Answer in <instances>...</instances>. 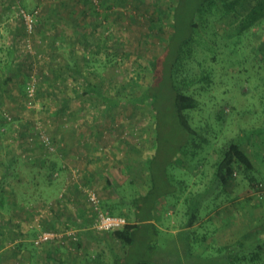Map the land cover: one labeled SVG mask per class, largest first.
<instances>
[{"label":"rangeland","instance_id":"obj_1","mask_svg":"<svg viewBox=\"0 0 264 264\" xmlns=\"http://www.w3.org/2000/svg\"><path fill=\"white\" fill-rule=\"evenodd\" d=\"M171 3V0H0V80L8 74L11 76L7 83L0 85V173L2 165L13 154L16 184H9L5 191L18 202L15 206L12 204V210H6L5 206L0 208V224H7L5 227L0 225V233L4 238H11V227L17 228L14 239L18 237L22 240L18 243L26 244L25 250L32 254V264H40V250L47 246L36 245L32 232L35 236L40 230L61 234L75 232L79 227L73 223L79 221L77 216L71 213L76 204L59 193L58 178L65 180L73 176V181L83 185L84 155L88 152L91 159L86 165L94 168L89 171L95 175L91 176V185L83 187L94 189L100 203L102 196L107 195L109 199L123 189L125 199L119 203L126 218L132 217L130 209L134 205L131 201L138 197V192L142 193L144 187L149 189L153 183L162 186L161 181L168 184L166 189L169 190L156 201L162 205L161 212L167 211L169 204L176 203L179 197L182 199L187 195L183 184L194 179L202 182L198 192L208 194L201 202L200 216L210 204L216 205L218 193L246 200L245 191L250 186L244 172H236L234 188L229 194L222 185L213 182L222 150L231 142L238 143L251 158L255 169L251 175L264 185V21L238 37L231 15L222 17L207 10L194 14L192 21L197 23L200 16L204 20L210 16L204 30V24L200 25L202 31L197 35L198 47L194 56L185 59L190 76L199 78V83L188 90L199 101L198 108L189 112L196 134L186 133L173 121L167 99L170 96L166 91L168 82L164 80L167 75L161 67L154 71L159 78L156 80L159 83L155 84L158 125L153 111L127 98L152 83L149 61L166 47L172 31ZM22 9H31L27 11L35 13L31 31L20 19ZM188 25L186 22L182 29ZM188 33V29L185 30V34ZM179 37L180 34L173 41ZM172 50L168 49L162 61L171 56ZM71 58L78 61L79 74L69 70ZM203 69L210 74L208 82L201 79ZM87 81L94 86L95 93H85ZM134 81L138 85L132 84ZM28 84L34 88L32 98L26 91ZM96 93L117 99L120 104L107 110L105 102ZM41 135L52 140L53 150L44 149ZM155 136L159 141L156 147ZM62 138L68 141L70 138L81 139L89 143V151L77 155L78 160L73 164L64 160L67 171L62 172L66 176L61 171L55 176L54 171L45 175L46 183L42 181L39 186L29 182L20 190L18 179L26 181L32 173L31 167L27 174L24 170L29 158L36 164V158L39 162L40 159L41 162L56 159ZM203 138L207 142L197 148L194 143L198 144ZM148 160V166H145ZM126 164L143 166L135 169L134 183L127 182ZM101 170L110 174L112 185L96 175ZM162 170L165 175L158 177ZM100 182L105 184L102 194L98 189ZM36 188L42 189L41 195ZM9 190L16 193H9ZM81 192L85 194L83 190ZM28 201L30 203L26 204ZM253 201L249 208L238 206L237 216L250 222L254 236L251 242L264 248V206L262 210L256 208L258 205ZM104 203L106 206L102 207L108 210ZM156 208L159 206L152 211L153 220ZM29 210L27 219L22 221V213ZM9 215L17 216L22 223H6ZM84 215L88 216L87 221H93L91 210ZM26 226L32 230L30 234L26 233ZM201 231H191L188 240L177 246L168 242L165 230H159L156 236L150 234L153 260L169 264H251L245 254L251 250L242 251L239 247L232 250L231 261L225 256V249H210L201 256H193L190 252L201 243L196 240ZM142 234L143 228L137 233L140 241ZM115 242L110 238L107 244L104 243L107 249L110 245L117 249L102 255L105 263L134 264L139 242L125 253L118 249L120 243ZM98 249L99 246H95L94 255L100 252ZM79 254L72 257L77 260ZM259 254L262 261L258 264H264V250ZM242 256L248 260L241 261ZM10 261V264L21 262L18 258Z\"/></svg>","mask_w":264,"mask_h":264},{"label":"trees","instance_id":"obj_2","mask_svg":"<svg viewBox=\"0 0 264 264\" xmlns=\"http://www.w3.org/2000/svg\"><path fill=\"white\" fill-rule=\"evenodd\" d=\"M172 3L170 4L169 8L172 11V21L170 23V27L172 31L169 33L167 40H166V47L165 49L154 55L152 59L149 61V65L153 74V80L150 85L147 87H141L140 89L135 92V94H132V96H128L127 98L130 101H135L139 104L146 105L153 113H155V121L157 119L158 115V108L156 107L157 102V95H156V87L155 84L159 83L156 82L159 78H157L154 75V71L157 69V67H161L162 71H164V75L166 74L167 77L164 78V80L168 83H166V91L170 95L168 99V106L170 107L172 111L173 121L176 123V125L186 131V133L193 135L196 134L197 129L195 127L191 126V119L189 117V112L192 110H195L199 106V101L197 98H195L192 94L188 93V90L196 83H199V78L197 77H191L190 72L185 67V59L192 58L194 56V52L196 51V48L198 47L197 44V35L200 33L199 31H202L205 28V22L208 19V17L204 18L200 16L198 23L195 21H192V18H194L196 15H194L196 12H200L201 10H207L211 14H220L222 17L225 15H231L232 18H234L235 26L233 27L234 30H236L235 35L240 36L243 32L251 30L253 27H259L262 22L264 21V0H171ZM26 10V9H25ZM32 11L31 9H27ZM26 10V11H27ZM22 13H26L31 15V17L34 16L35 13L30 11H24L21 10ZM193 12V14L189 13ZM22 13H20V19L22 20L23 24H25L24 18L22 16ZM33 13V14H32ZM155 17V16H153ZM153 17H151L153 19ZM189 23L188 27L185 29H182L185 25V23ZM203 22V23H202ZM183 23V24H182ZM33 27V26H32ZM189 31L188 34H185V30ZM196 30V31H195ZM183 31V32H182ZM182 32V33H181ZM180 34V37L176 39V41H173L176 36ZM182 34V35H181ZM199 43V41H198ZM201 43V42H200ZM169 48H173V52L171 56L164 61L163 58L166 56L167 51ZM12 49V48H11ZM171 50V49H170ZM84 62L86 61L85 58H83ZM69 70L74 74L80 73V68L78 65V61L76 59L71 58L70 62L68 63ZM202 78L206 82H208L210 78V74L205 69L202 70ZM31 74L28 76L27 79H30ZM11 79L10 74L6 75L5 78L0 80V85H3L7 83ZM86 83V91L85 93L88 95L90 92L95 93V88L92 86L88 81ZM132 84H137L136 81L132 82ZM28 87V86H27ZM27 91V90H26ZM97 97L102 99L104 103V107L108 110L115 106H118L120 104V101L114 98H106L100 95L99 93H96ZM32 98V97H31ZM30 98V99H31ZM156 101V102H155ZM154 121V123H155ZM156 125H158V121H156ZM40 133L38 132V137ZM50 139V138H49ZM51 144L54 143L50 139ZM207 142L206 138H203L202 141H200L198 144L194 143V145L198 148L200 144H204ZM158 136H155L154 138V146H158ZM43 145V144H42ZM44 149H47L43 145ZM158 150V148H157ZM156 150V151H157ZM154 159V158H153ZM152 160V159H150ZM145 161V166H148L149 161ZM153 161V160H152ZM169 160L167 161V163ZM45 171H43L41 175V179L44 183H46L45 175L48 173H52L55 170H53L52 165L49 162L43 161ZM3 171L0 173V208L4 207L5 204V194L3 193V187L2 183L5 182L7 177L10 176V173L13 174L14 165L12 162L9 164L2 165ZM144 166V167H145ZM143 167L138 164H126L124 166V169L126 171L127 175V182L134 183L135 176L133 174L136 173L135 169ZM141 169V168H140ZM254 169V164L251 160V158L246 154L243 149H241V146L238 143L231 142L229 143L225 148L222 150L221 160L216 164V169L214 173V181L217 186L222 185L225 188V192H228V194L232 191V187L234 186V179L236 176V172L242 171L245 174V177L247 179V182L249 183L250 188L248 189V193L253 195L250 197V194H248L249 200H260L264 201V185L263 182L260 180H257L254 176L251 175L252 171ZM165 175V171L162 170L161 173H159L158 177H163ZM156 175H153V177ZM132 178V179H131ZM33 179V178H32ZM32 179H30V182L32 183ZM105 181L108 185H112V182L109 177H105ZM35 184V183H33ZM162 186H155L153 185L148 189V187H144L141 192H138V197H134L132 199V206L131 210V216L133 218V222L131 223L128 219V223L123 226L121 229H117L114 231H105L113 240H116L120 243V246L123 249V253L126 252V249L133 247L136 242H139L136 251V258L137 261L134 262V264H169L165 262H159L156 263L154 258V251H153V244H152V237L150 234H154L156 236V233L159 231L158 228L151 222L153 220V214L152 211L155 209L156 205L158 206L160 203L158 201L163 195H167L169 193V190L167 191L166 186L167 183H164V181H161ZM36 185V184H35ZM115 189V188H114ZM231 189V190H230ZM253 191V192H252ZM182 193H184L182 191ZM187 194H190V196L185 198V203L188 206V209L186 210V224L185 226L190 227L194 225L196 219L200 216V206L202 205L203 199L206 197L205 195H208L207 192L204 194H201L200 192H187ZM124 195L126 193L122 189V191L117 192L116 195V201L114 204H111L108 206V212L115 216H123V212L121 211V206L119 202H123ZM219 200L217 201L216 205L210 204L207 211H205V215L208 213L219 211V207L223 204L228 203H234L235 207H242V204H244L243 201H236V198H230L231 196H226L224 194L218 193ZM246 199V201L248 200ZM140 205V206H139ZM100 206L102 209H104L100 203ZM256 208L261 209L260 205H258ZM218 209V210H217ZM238 209V208H237ZM116 213H114V212ZM240 211V210H238ZM236 210V215L239 213ZM92 214L94 215V212L91 210ZM216 216V212L214 214ZM126 216V215H125ZM123 216V217H125ZM126 218V217H125ZM147 223V224H145ZM7 225V224H0ZM78 227V225H77ZM10 230L11 235L13 237L4 238V236L0 233V264H7L10 260H13L15 258H18L21 262L17 261L18 263L25 264L23 262V257H21L22 249L26 248V244L22 243H14V237L18 233L17 228H13ZM143 228L144 234H142V240H138L137 233L139 230ZM2 228H0L1 230ZM8 229V227H6ZM49 229V228H48ZM32 231L26 232L27 234H30ZM32 237H36L34 232H32ZM187 238H183L182 240H178V243L181 245L184 242V240ZM199 240V238H196ZM188 240V239H187ZM62 241H66V243H62ZM168 242H172V246H177V243L174 242V240H169ZM244 241H237L233 247H242L244 245ZM13 243V245H11ZM78 243V234L76 233V240H72L71 238H68L66 236H62L60 239H55L47 243V245L53 246L55 249L63 248L66 249L70 253H74V246ZM142 243V244H141ZM11 246H10V245ZM253 244L254 245V252L251 250L246 254L249 256V261L251 264H258L262 261L261 253L264 248L261 246V244H255L253 242H249L248 245ZM9 245V246H7ZM30 246V244H27V247ZM219 249H225L227 251L226 257L231 261V258L234 256L232 253V250L230 247H222ZM241 249V248H240ZM242 250V249H241ZM109 251H112V249H108L107 253ZM243 251V250H242ZM248 251V250H246ZM113 252V251H112ZM102 255L105 254L101 252ZM106 253V254H107ZM105 254V255H106ZM19 255V257H18ZM98 259L102 261L104 264L105 261L102 259L103 256L99 255L97 253ZM95 255L92 257H89V254L87 253L84 255V261L83 263L90 264L93 260L95 261ZM245 256L240 257L241 261H247L248 259ZM88 262V263H87ZM239 263V262H238ZM241 263V262H240Z\"/></svg>","mask_w":264,"mask_h":264},{"label":"crops","instance_id":"obj_3","mask_svg":"<svg viewBox=\"0 0 264 264\" xmlns=\"http://www.w3.org/2000/svg\"><path fill=\"white\" fill-rule=\"evenodd\" d=\"M60 147H61V151L59 153V155L57 154L56 159L53 158V160H50V164L53 167V170H55V174L57 173V171H61V173L67 171V169H64V166L66 165L64 162V160H69L71 161V163L73 164L75 161L78 160L77 155H84L82 152L83 151H89V147L90 145H88L86 142H84L81 139H73L70 138L69 141L65 140L64 138H62L60 140ZM73 149V150H72ZM74 152V153H73ZM89 153V152H88ZM88 153L84 158V162L87 163V160L89 161L91 159V157H89ZM39 157V156H37ZM82 158V159H83ZM13 160H15L14 155L12 154L9 159H7L6 165L11 163ZM32 158H29V161L26 162V166L24 167L25 170V174H27V170L31 167L32 168V173L28 174L30 177L29 179H32V183H35L37 185H42L43 184V180L41 179V175L43 173V171L45 170L44 163L41 162L42 160L40 159V162L38 161V158H36V161L38 162L36 164V162L32 163L31 162ZM58 161V162H57ZM58 163V164H57ZM83 163V162H82ZM86 163H84V168H83V175H84V186L89 187V185H91L90 183L93 181L91 178V176L93 177V175H95V173H93L92 171H89L91 169L90 166H87ZM86 166V168H85ZM15 168V166H13ZM63 167V168H62ZM14 171V169H13ZM63 171V172H62ZM196 174V173H195ZM194 174V176H195ZM59 175L58 173L55 175L57 176ZM63 175L66 176V174L63 173ZM72 175V174H71ZM96 175L98 177H102L105 179V177H109L110 178V174L106 171V170H101L99 171V173H96ZM72 177V178H71ZM69 178H66L65 180L62 178H58L59 181V188H60V192L61 194H63L65 197L67 196L71 202H73V204L75 203L76 206H73L71 213L75 216H77L79 221H73L74 225H79V227L74 230L77 234H78V243L74 246V253H70L68 252L66 249L60 248L59 249H55L53 248V246L51 245H47L44 246V248L42 250H40V252H42L41 256H40V264H86L83 263L84 261V255L88 254H92L94 255V249L95 246H99V255L101 256L102 253L101 251H106L104 252L105 254L107 253V247L104 245V243L107 244V242L109 241V235L105 232V231H100L95 229L93 226H90L91 222L93 221L92 219L90 221H87L88 216L84 215L86 212L88 213L91 209L89 207V204H87V200L85 201L86 195L83 194L81 192V190L84 189L83 185L79 184L76 180L73 181V176H71ZM14 173H10V176L7 177V179L5 180V182H3L1 185L3 187V193L5 194V208L7 209H13L10 208L12 206V204L15 206L14 203H18L17 200L12 199L8 194L7 191H5V187L9 186V184L13 185L16 184V182L14 181ZM22 180V179H18V188L21 190L22 188H24L25 186L28 185V183L30 182V180ZM69 179V180H68ZM111 180V179H110ZM180 182H182L180 180ZM89 184V185H88ZM113 184V183H112ZM202 184V182L197 181L196 179L194 180H189L188 183H184L183 186L185 188V192H197V190H199L198 188H201L200 185ZM101 182L99 183V192L100 194H102V192L105 190V184H102L101 186ZM234 187H232L233 189ZM39 188H36L37 192L40 191V195H41V191L42 189L38 190ZM45 189V188H43ZM231 190V189H230ZM1 191V190H0ZM10 191V192H9ZM9 193H16L15 191H11L9 190ZM248 189L245 191V193L247 195H245V198L248 199ZM85 195V196H84ZM252 195V194H250ZM188 196L187 195H183L182 199H180V197L178 198L179 200L176 201V203H170L169 207L167 208V211L165 210V212H161V208L162 205H158L159 208H156V212L154 213V217L155 219L152 220L151 222L158 228V230H165L166 233L168 234V238L169 240H174V242L178 243V240H182L183 236L184 238L188 237V234L196 229H200L202 230L199 234V236L197 238H199V240H197L198 242H201L197 247L193 248L192 252H190L193 256H201L202 254H204L206 251L210 250V249H219L222 247H230V249H233V245L237 242V241H244V245L242 247H240L242 250L246 251V250H252L254 248L253 244L248 245L249 242H251V240L253 239V235L251 234V226H250V222L248 220H246L243 217H238L236 215V210L239 207H235L236 205L234 203H228V204H223L221 205L218 209L219 211H214L211 213H208L207 215L203 214L202 216H199L194 225L187 227L185 226L186 224V210L188 209V206L185 203V198ZM247 196V197H246ZM84 197V198H83ZM103 201L101 202L102 206H106L104 202L107 203V208L109 205L114 204L115 203V199H116V195L113 194L110 196V198L108 199V196L105 195V197H103ZM241 198H237L236 201H241ZM253 201V200H252ZM251 200H243L244 204H242V207H246L249 208L251 207ZM256 202L257 205H260L261 210H262V206H264V201H260V200H254ZM253 201V203H254ZM85 202V203H84ZM30 203L29 201L26 203L28 204ZM84 204V207L81 205ZM76 210H75V208ZM2 208V207H1ZM23 208V207H22ZM21 208V209H22ZM25 208H27L28 210V205L25 206ZM217 209V210H218ZM216 212V216L214 215ZM30 214V210L26 213H22L23 219L22 221L26 220V214ZM13 214V213H12ZM125 216V215H123ZM95 217V216H94ZM239 218V219H238ZM131 223L133 222V218H127ZM22 221H20V219H18L17 216L14 217V215H9L8 219L6 220L7 222H11V223H22ZM147 224V223H145ZM13 227V226H12ZM29 227V224H28ZM26 226V229H28L26 232H28L29 230L32 231L30 228H28ZM199 232V230H197V233ZM188 239V238H187ZM113 240V239H112ZM18 241H22L20 239H14V243L18 242ZM116 241V240H115ZM117 242V241H116ZM115 242V243H116ZM172 243V242H171ZM13 245V243L11 244ZM10 245V246H11ZM29 245V244H28ZM118 249H120L121 251H123L124 248H122L120 246V244H118ZM110 249H112V251H116L112 245H110L109 247ZM192 249V248H191ZM190 249V250H191ZM30 253L28 250L22 249L21 252V257H23V262H25V264H32V254H28ZM79 254V257L77 260L72 257V255L74 254ZM97 254V253H96ZM95 254V261L93 260L90 264H103L101 260L98 259V255ZM19 257V255H18ZM83 261V262H82ZM11 261L7 262L10 264ZM88 263V262H87ZM107 264V263H104Z\"/></svg>","mask_w":264,"mask_h":264},{"label":"built area","instance_id":"obj_4","mask_svg":"<svg viewBox=\"0 0 264 264\" xmlns=\"http://www.w3.org/2000/svg\"><path fill=\"white\" fill-rule=\"evenodd\" d=\"M22 16L25 21V26L28 31H31L32 28V22L33 19L31 15L22 13ZM28 91V96L32 97L34 88L31 84H28L27 87ZM42 139V144L49 150H53V145L50 142L49 137H45L43 135L40 136ZM83 191L85 192L87 201L91 207V210L94 212V222H93V227L97 230L100 231H114L117 229H121L123 226H125L128 223L127 218L123 216H115L110 214L107 210H104L100 206V200L92 188H84ZM62 236H66L68 238H71L72 240H76V232L73 231H66L62 232L61 234H58L53 231H48V230H40L37 233L35 244L44 246L48 242L55 240V239H60ZM62 243H66V241H62Z\"/></svg>","mask_w":264,"mask_h":264}]
</instances>
